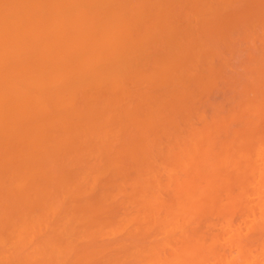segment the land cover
<instances>
[{
	"label": "bare ground",
	"instance_id": "obj_1",
	"mask_svg": "<svg viewBox=\"0 0 264 264\" xmlns=\"http://www.w3.org/2000/svg\"><path fill=\"white\" fill-rule=\"evenodd\" d=\"M0 264H264V0H0Z\"/></svg>",
	"mask_w": 264,
	"mask_h": 264
}]
</instances>
